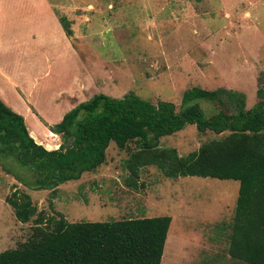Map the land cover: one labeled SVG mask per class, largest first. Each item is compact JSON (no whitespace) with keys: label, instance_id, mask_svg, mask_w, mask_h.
<instances>
[{"label":"rangeland","instance_id":"obj_1","mask_svg":"<svg viewBox=\"0 0 264 264\" xmlns=\"http://www.w3.org/2000/svg\"><path fill=\"white\" fill-rule=\"evenodd\" d=\"M48 2L54 15L71 24L70 40L88 73L85 98L98 93L121 98L132 92L151 104L170 102L177 112L185 90L225 88L242 93L250 109L257 101L255 90L264 86V0ZM71 66L67 79L78 78L80 65L72 61ZM198 104L205 116L216 111L208 103ZM227 134L199 133L185 125L159 138L158 147L183 157ZM135 151L133 141L124 149L110 142L101 165L55 193L27 189L0 169V252L19 247L32 234L34 217L18 222L4 201L16 189L29 196L36 212L55 219L60 214L67 223L169 217L159 264H246L228 255L238 183L170 179L153 165L132 176L124 161ZM5 165L22 172L11 159ZM128 176L135 189L124 185Z\"/></svg>","mask_w":264,"mask_h":264},{"label":"trees","instance_id":"obj_2","mask_svg":"<svg viewBox=\"0 0 264 264\" xmlns=\"http://www.w3.org/2000/svg\"><path fill=\"white\" fill-rule=\"evenodd\" d=\"M57 21L71 38L70 23ZM256 103L244 107L240 92L217 88L185 90L175 112L170 102L151 104L132 92L121 98L93 94L51 126L59 136L56 149L46 150L29 137L23 119L0 101V169L30 190H49L78 180L103 163L110 142L118 149L136 143L124 161L129 175L153 165L164 177H200L238 183L228 255L246 264H264V86L255 90ZM198 102L216 108L205 116ZM185 125L199 133L228 132L181 157L159 148L161 137ZM8 159L18 171L7 169ZM124 185L135 189L128 176ZM20 223L32 220V234L15 249L0 252V264H159L170 218H136L109 222L67 223L36 212L26 193L14 189L4 198Z\"/></svg>","mask_w":264,"mask_h":264},{"label":"crops","instance_id":"obj_3","mask_svg":"<svg viewBox=\"0 0 264 264\" xmlns=\"http://www.w3.org/2000/svg\"><path fill=\"white\" fill-rule=\"evenodd\" d=\"M72 61L81 72L67 79ZM83 62L48 0H0V101L22 117L29 137L46 150L59 144L51 126L90 98Z\"/></svg>","mask_w":264,"mask_h":264}]
</instances>
